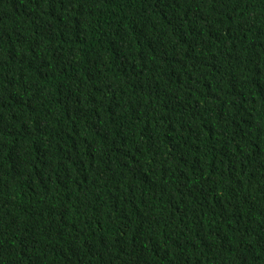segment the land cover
Returning <instances> with one entry per match:
<instances>
[{"label":"trees","instance_id":"trees-1","mask_svg":"<svg viewBox=\"0 0 264 264\" xmlns=\"http://www.w3.org/2000/svg\"><path fill=\"white\" fill-rule=\"evenodd\" d=\"M0 264H264V0H0Z\"/></svg>","mask_w":264,"mask_h":264}]
</instances>
